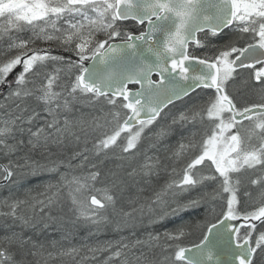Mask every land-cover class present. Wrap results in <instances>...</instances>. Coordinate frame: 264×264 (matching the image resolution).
<instances>
[{
    "label": "snow or ice",
    "instance_id": "snow-or-ice-1",
    "mask_svg": "<svg viewBox=\"0 0 264 264\" xmlns=\"http://www.w3.org/2000/svg\"><path fill=\"white\" fill-rule=\"evenodd\" d=\"M0 18V264H47L41 226L102 224L131 232L88 249L102 264H264V0H0Z\"/></svg>",
    "mask_w": 264,
    "mask_h": 264
},
{
    "label": "trees",
    "instance_id": "trees-1",
    "mask_svg": "<svg viewBox=\"0 0 264 264\" xmlns=\"http://www.w3.org/2000/svg\"><path fill=\"white\" fill-rule=\"evenodd\" d=\"M123 25L126 26V28H132L134 24H136L133 21H122ZM139 27V25H137ZM181 103V102H179ZM177 104V103H176ZM174 138V137H173ZM0 161L6 163L7 160L4 159L2 156H0ZM48 176H51L53 178V174L50 173H41L38 178H31L29 182L25 183L24 188L21 189L19 192H12L11 195H17L20 199L25 198V192L28 188H37L38 185H41L39 187V191H44V187L42 184H36L38 179H41L44 177L43 180L48 178ZM51 178V179H52ZM52 183H55V180H49ZM29 195L36 196L37 192L32 191ZM10 196L9 188L7 187H0V201H3L5 198H8ZM0 211H7L6 208L0 207ZM188 217L186 216L185 219ZM147 221V219H145ZM167 226V225H166ZM42 227V226H41ZM66 230H70L74 232L73 237L67 236L66 233H59L58 232H49L47 230L38 231L36 230V234L39 237V240L41 243H43L48 251H51L53 253V256L51 258H48L47 264H102L103 259L105 258V254H108L106 252H96L92 253L88 251L89 248H94L97 246H101L109 241L117 242L121 240V238H128L131 233L130 229L126 228L124 230H120L117 232L115 230V225H100L99 230H97L96 227L91 225H79L74 228H66L63 227ZM126 230V231H125ZM26 231L31 232V229H26ZM137 231L139 232L140 229L137 227ZM143 233L141 232V237ZM192 238L190 237L189 240ZM53 241H55V247H53ZM125 242H127V239H125ZM186 244L189 243V241H185ZM69 247H75L79 250L78 254L72 257H60L57 255V253L62 248H69ZM95 254H100L102 257L93 258ZM47 256V253H45Z\"/></svg>",
    "mask_w": 264,
    "mask_h": 264
},
{
    "label": "rangeland",
    "instance_id": "rangeland-1",
    "mask_svg": "<svg viewBox=\"0 0 264 264\" xmlns=\"http://www.w3.org/2000/svg\"><path fill=\"white\" fill-rule=\"evenodd\" d=\"M3 18H0V20H2ZM176 106L178 107V108H180V107H182L183 105H182V102L181 103H177L176 104ZM171 107V106H170ZM173 111H175V109H173ZM177 139H179V137L178 136H175L172 140H171V144L172 145H176V140ZM7 163V162H6ZM169 171H171V170H169ZM177 172H179V167H177ZM178 178V177H177ZM44 179V177L43 178H41V179H38V180H36L37 181V185L38 184H42V182L43 181H49L47 178L45 179V180H43ZM53 179V178H52ZM51 179V180H52ZM179 223V221L178 220H173V221H165V222H163L162 224H160V225H155V226H153V225H150L149 224V222H148V220L146 221V220H144V227H147L150 231L152 230V228L153 227H156V228H158V229H160V230H163V228H168V229H171V228H173L176 224H178ZM167 225V226H166ZM138 227V229H140V226L138 225L137 226ZM124 229H126V227L125 228H122L121 230H124ZM126 231V230H125ZM131 233V232H130ZM143 236L144 235H146L145 233H143L142 234ZM107 253V252H106ZM107 255L108 254H105V258L107 257ZM104 258V259H105ZM103 259V260H104Z\"/></svg>",
    "mask_w": 264,
    "mask_h": 264
},
{
    "label": "bare ground",
    "instance_id": "bare-ground-1",
    "mask_svg": "<svg viewBox=\"0 0 264 264\" xmlns=\"http://www.w3.org/2000/svg\"><path fill=\"white\" fill-rule=\"evenodd\" d=\"M0 164H6V163H4V162H2V161H0ZM51 176H48V180H51ZM42 230H45V229H43L42 227H40V228H38V231H42ZM47 231H49V232H58L59 231V233H66L67 234V236H69V237H73V234H74V232H73V230L72 231H70V230H66L65 228H63L62 226H60V225H56V226H50L48 229H46ZM112 243L113 244H115L116 242H114V241H112ZM91 256H93V254L91 255ZM93 257H95V258H98V257H102L100 254H95Z\"/></svg>",
    "mask_w": 264,
    "mask_h": 264
},
{
    "label": "water",
    "instance_id": "water-1",
    "mask_svg": "<svg viewBox=\"0 0 264 264\" xmlns=\"http://www.w3.org/2000/svg\"><path fill=\"white\" fill-rule=\"evenodd\" d=\"M130 20H131V19H130ZM127 21H128V20H127ZM132 21H133V20H132ZM136 34H138V33H136ZM117 42H119V41H117ZM89 63H91V61H89ZM154 77H155V76H154ZM154 77H153V78H154ZM154 79H155V78H154ZM176 102H177V101H176Z\"/></svg>",
    "mask_w": 264,
    "mask_h": 264
},
{
    "label": "flooded vegetation",
    "instance_id": "flooded-vegetation-1",
    "mask_svg": "<svg viewBox=\"0 0 264 264\" xmlns=\"http://www.w3.org/2000/svg\"><path fill=\"white\" fill-rule=\"evenodd\" d=\"M200 35H203V34L201 33ZM190 51H191V49H190ZM198 54H200V53H198ZM193 95H194V94H193Z\"/></svg>",
    "mask_w": 264,
    "mask_h": 264
}]
</instances>
